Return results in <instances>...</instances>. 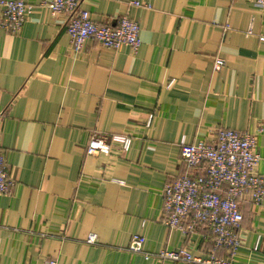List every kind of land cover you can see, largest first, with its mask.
Segmentation results:
<instances>
[{
	"label": "crops",
	"instance_id": "obj_1",
	"mask_svg": "<svg viewBox=\"0 0 264 264\" xmlns=\"http://www.w3.org/2000/svg\"><path fill=\"white\" fill-rule=\"evenodd\" d=\"M33 4L16 32L0 28V152L13 185L0 194V264H194L162 250L264 264V203L241 202V245L214 248L161 221L164 183L184 171L181 141L227 127L255 136L264 170V8L253 0H81L99 24L126 14L140 46L85 40L74 52L67 16ZM216 57L224 64L213 68ZM152 116L149 126L146 121ZM92 134H128L122 152L86 154ZM90 234L95 243L86 242ZM134 234L143 250H127Z\"/></svg>",
	"mask_w": 264,
	"mask_h": 264
},
{
	"label": "built area",
	"instance_id": "obj_2",
	"mask_svg": "<svg viewBox=\"0 0 264 264\" xmlns=\"http://www.w3.org/2000/svg\"><path fill=\"white\" fill-rule=\"evenodd\" d=\"M81 0H47L42 5L52 14L67 16L65 30L72 49L78 52L85 40L93 39L102 46L117 50L127 46L137 51L140 46L138 22L126 14L116 18L114 24H99L91 19L90 12L80 7ZM119 1V0H118ZM129 6L145 5L139 0H126ZM258 8H264V0H253ZM33 4L24 0H0V28L10 32L18 31L24 24ZM264 40V36L261 37ZM222 58L216 57L213 68L220 69ZM2 110L0 108V116ZM152 116L146 121L151 123ZM132 138L128 134H114L110 137L92 134L86 141V154L111 153V142L118 143L121 151L130 148ZM255 136L246 131H237L219 126L214 138L199 139L191 144L181 141L180 159L185 166L178 176L167 180L161 190V221L168 228L183 234H194L197 228H205L214 236V248H225L236 253L241 245L239 226L243 219L241 202L245 199L255 206L264 203V170L257 168L260 155L255 151ZM5 156L0 152V194L9 192L13 185ZM88 243L96 242V235L90 234ZM145 237L134 234L127 250L131 253L143 250ZM164 260L194 264H233L231 257L208 258L193 256L189 248L166 249L156 254ZM43 264H60L55 258H47Z\"/></svg>",
	"mask_w": 264,
	"mask_h": 264
}]
</instances>
